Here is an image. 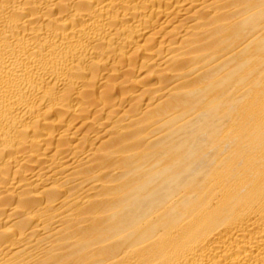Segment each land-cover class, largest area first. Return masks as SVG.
Returning a JSON list of instances; mask_svg holds the SVG:
<instances>
[{"label":"bare ground","instance_id":"bare-ground-1","mask_svg":"<svg viewBox=\"0 0 264 264\" xmlns=\"http://www.w3.org/2000/svg\"><path fill=\"white\" fill-rule=\"evenodd\" d=\"M0 264H264V0H0Z\"/></svg>","mask_w":264,"mask_h":264}]
</instances>
